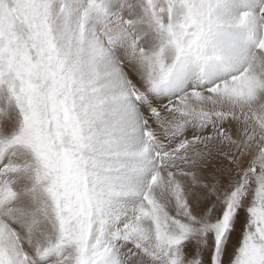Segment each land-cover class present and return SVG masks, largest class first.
<instances>
[{
    "label": "snow or ice",
    "instance_id": "snow-or-ice-1",
    "mask_svg": "<svg viewBox=\"0 0 264 264\" xmlns=\"http://www.w3.org/2000/svg\"><path fill=\"white\" fill-rule=\"evenodd\" d=\"M0 264H264V0H0Z\"/></svg>",
    "mask_w": 264,
    "mask_h": 264
}]
</instances>
